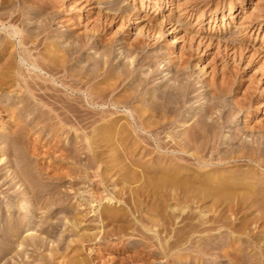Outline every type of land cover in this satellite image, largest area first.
Returning a JSON list of instances; mask_svg holds the SVG:
<instances>
[{
    "label": "rangeland",
    "instance_id": "obj_1",
    "mask_svg": "<svg viewBox=\"0 0 264 264\" xmlns=\"http://www.w3.org/2000/svg\"><path fill=\"white\" fill-rule=\"evenodd\" d=\"M157 1L0 0V264H264V0Z\"/></svg>",
    "mask_w": 264,
    "mask_h": 264
},
{
    "label": "bare ground",
    "instance_id": "obj_2",
    "mask_svg": "<svg viewBox=\"0 0 264 264\" xmlns=\"http://www.w3.org/2000/svg\"><path fill=\"white\" fill-rule=\"evenodd\" d=\"M147 1H149V0H147ZM87 2V1H86ZM169 2H168V0H158L157 2H156V5H158V9H162V6L163 5H167ZM249 4H251V2L249 1ZM258 9V8H257ZM260 12L259 13H261V12H263L264 11V8H260V9H258ZM155 10H152V12H154ZM240 12L241 11H244V10H239ZM230 13H232V10H230ZM167 16H169V15H167ZM170 17V16H169ZM257 17V16H256ZM255 17V18H256ZM260 17V16H259ZM89 19V18H88ZM259 18H257V21L258 22H260V20H258ZM70 22V21H69ZM97 27V26H96ZM94 29V28H93ZM136 31H137V35H144L143 33H142V31L141 30H139L138 28H136L135 29ZM146 35V34H145ZM140 36H139V38H140ZM156 36V35H155ZM68 38V37H67ZM70 38V37H69ZM139 38H137V40H136V43H135V45H133V46H135L136 48L138 47V45L140 44V42H141V39H139ZM77 39V38H76ZM78 41V40H77ZM80 42L79 43H81L80 44V50H82L84 47L83 46H85L86 45V41H84V40H82L81 41V39L79 40ZM105 41V40H104ZM111 42H112V40H111ZM169 42H171V45H175L176 43H178V39L176 38V36H173V38L171 39V40H169ZM101 43H103V39L101 40ZM128 43V42H127ZM105 46V45H104ZM111 46V45H110ZM72 47V46H71ZM52 48V47H51ZM126 48V47H125ZM134 48V47H133ZM136 48H134V49H136ZM77 50H79V49H77ZM127 51V50H126ZM73 52V51H72ZM132 52V51H131ZM76 53H78V52H76ZM181 56L179 57V58H181V59H179L178 58V60H181L182 62L185 60H183V56H185L184 54L185 53H182L181 52ZM179 55V54H178ZM103 61V60H102ZM174 61V60H173ZM179 66V65H178ZM126 77V76H125ZM140 81H142V80H140ZM147 81V80H146ZM145 80L144 81H142V83H140L141 84V86H143V84L146 82ZM224 81H226V80H224ZM144 82V83H143ZM182 82V81H181ZM223 82V81H222ZM183 84V83H182ZM145 85V84H144ZM222 85V84H221ZM138 86V85H137ZM180 86V87H179ZM192 85L191 84H187V83H184L183 85H169L166 89H164V91L162 90V92L160 93V94H158V96H155V98L157 99V101H160L161 102V104H159L161 107H164L166 110L167 109H170V110H172L173 111V113H174V115H176V119H179V120H182L183 119V114H184V109L186 108V100H187V98H188V95L190 94V92H191V90H192V88L193 87H191ZM140 87V86H139ZM138 89V88H137ZM263 96H262V94L259 96V100L260 99H264V98H262ZM156 99H153V100H155L156 101ZM154 101V102H155ZM159 102V103H160ZM218 104V103H217ZM236 105L235 106H239V101H238V104H237V102L235 103ZM155 105V104H154ZM158 105V106H159ZM241 105V104H240ZM151 106V105H150ZM152 106H153V103H152ZM158 106H153V107H158ZM220 106V105H219ZM216 107V106H215ZM236 108H239V107H236ZM208 108H206L205 110H206V113L208 112V110H207ZM236 110V109H235ZM240 110H241V108H240ZM234 111V110H233ZM232 110H230V109H228L227 107H223V111L221 110V111H219L220 113L218 114L219 116V118L217 119V120H214V119H212V120H206V117L205 116H203V115H201L200 117H199V123H197V125L199 124V126L201 127V126H205V125H207L208 127H205L206 128V132L207 133H210L211 132V130H214V131H216V132H213L212 131V133H213V135H219L220 134V132L222 131V129H224V127L226 126V125H229L230 123H231V118H234V117H232V115L234 114V112H233ZM238 112H240V111H238ZM205 113V114H206ZM236 113V112H235ZM245 113V112H244ZM248 115V114H247ZM246 115V116H247ZM234 116V115H233ZM204 117H205V119H204ZM233 122V121H232ZM141 125V124H140ZM213 125H215V128L217 129H214V127H212ZM203 126V127H204ZM198 128V127H197ZM211 128H213V129H211ZM199 129V128H198ZM199 131V130H198ZM200 131H201V129H200ZM205 131H203V132H205ZM237 131V130H236ZM197 133H201V132H197ZM211 133V134H212ZM237 133V132H236ZM238 134V133H237ZM197 135L198 134H196L195 136L197 137ZM206 135V134H205ZM210 135V134H209ZM213 135H210V136H212L213 137ZM239 136H240V134H238ZM238 135H236L237 137H238ZM191 136V135H190ZM220 136V135H219ZM235 136V135H234ZM235 136V138H237ZM192 137V136H191ZM202 137V136H201ZM214 138H215V136H214ZM234 138V139H235ZM198 139H200L199 137H198ZM216 139H218V138H216ZM191 140H193V137L192 138H190V140H189V138H188V141H191ZM197 139H195V141H196ZM241 141H242V139H241ZM240 140H239V142H241ZM214 142V141H213ZM244 142V141H243ZM251 142V141H250ZM216 143V142H215ZM256 143V147L255 148H253V149H255L257 152H258V154H262L261 152H262V150H264V149H262L263 147H264V142H262V141H256V142H254V144ZM188 144V143H187ZM237 144V143H236ZM245 144L246 143H239V145L237 144V146L239 147V146H245ZM189 145V144H188ZM230 145H231V143H230ZM251 144L249 143V146H250ZM228 146H229V144H228ZM234 146V145H233ZM213 147V146H212ZM231 148H232V146H231ZM230 148V149H231ZM241 148V147H240ZM213 149H215V148H213ZM212 149V150H213ZM226 149V148H225ZM232 149H234L235 150V148L233 147ZM183 150V149H182ZM227 151V150H226ZM250 151V150H249ZM253 151V150H252ZM255 151V152H256ZM232 153V152H231ZM254 153V152H253ZM228 154V153H227ZM258 154L256 153V157L258 156ZM217 155V154H216ZM225 155V154H224ZM231 155V154H230ZM228 156H229V154H228ZM226 157V158H224V159H222L223 161H226V160H228L229 159V157ZM242 156V155H241ZM254 156H255V153H254ZM261 156H263V155H261ZM221 157V156H220ZM253 157V156H252ZM259 157H260V155H259ZM216 158V157H215ZM222 158V157H221ZM221 158H220V162L222 161L221 160ZM247 158H249V157H247ZM214 159V158H213ZM218 159V158H217ZM216 159V160H217ZM243 159V158H242ZM242 159H241V157L239 156H233L231 159H229L230 161L227 163V164H229V166L231 167V169H233V168H236V169H238V168H241V165L239 164V161H241L242 162ZM260 159V158H259ZM245 161V160H244ZM259 161H261V160H259ZM259 161H258V159H254V158H249V160H247V162H245V163H248V162H255L256 164H259L260 165V163H259ZM262 162V161H261ZM244 163V162H243ZM253 163H252V165H248V166H251V169L253 168V166H255V165H253ZM227 164H226V166H227ZM242 164V163H241ZM261 164H264V163H261ZM244 165V164H243ZM246 166V165H245ZM262 168H264V166L263 165H260ZM229 167V168H230ZM261 167H258L259 169V172H260V168ZM235 169V170H236ZM253 169H255V168H253ZM227 170V169H226ZM241 170V169H240ZM239 170V171H240ZM239 171H237V172H239ZM262 171V170H261ZM236 172V171H235ZM252 172V171H251ZM264 172V171H263ZM234 173V172H233ZM240 173V172H239ZM227 174V173H226ZM258 174H260V173H258ZM247 175V174H246ZM261 175H264V174H261ZM223 176H225V175H223ZM231 176H232V174H231ZM223 181V180H222ZM229 183V182H228ZM230 184V183H229ZM255 184H256V182H255ZM255 187H253L255 190H257L258 192H262V193H264V184H263V182H259V183H257L256 185H254ZM235 187V186H234ZM251 188V187H250ZM248 190V189H247ZM252 190V189H251ZM250 191V190H249ZM252 194H254L253 193V191H252ZM255 195V194H254ZM13 226V225H12ZM11 226V227H12ZM13 228V227H12Z\"/></svg>",
    "mask_w": 264,
    "mask_h": 264
}]
</instances>
